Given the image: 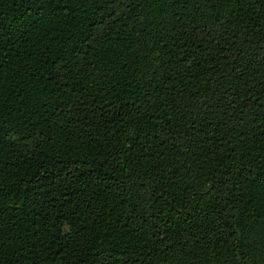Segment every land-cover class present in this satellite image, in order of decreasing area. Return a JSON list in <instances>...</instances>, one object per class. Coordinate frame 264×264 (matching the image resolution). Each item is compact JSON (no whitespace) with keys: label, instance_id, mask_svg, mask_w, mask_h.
Returning <instances> with one entry per match:
<instances>
[{"label":"trees","instance_id":"obj_1","mask_svg":"<svg viewBox=\"0 0 264 264\" xmlns=\"http://www.w3.org/2000/svg\"><path fill=\"white\" fill-rule=\"evenodd\" d=\"M0 264H264V0H0Z\"/></svg>","mask_w":264,"mask_h":264}]
</instances>
